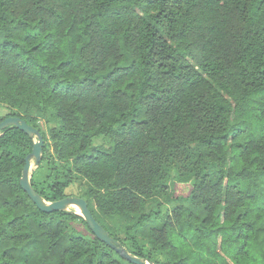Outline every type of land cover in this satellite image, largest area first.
Returning <instances> with one entry per match:
<instances>
[{
	"label": "trees",
	"instance_id": "1",
	"mask_svg": "<svg viewBox=\"0 0 264 264\" xmlns=\"http://www.w3.org/2000/svg\"><path fill=\"white\" fill-rule=\"evenodd\" d=\"M0 105L42 136L34 191L77 185L129 254L264 264V0H0ZM32 145L0 132V264H131L30 200Z\"/></svg>",
	"mask_w": 264,
	"mask_h": 264
},
{
	"label": "water",
	"instance_id": "2",
	"mask_svg": "<svg viewBox=\"0 0 264 264\" xmlns=\"http://www.w3.org/2000/svg\"><path fill=\"white\" fill-rule=\"evenodd\" d=\"M10 126L16 127L33 140L31 153L24 159V166L19 179V185L41 212L50 214L52 212H66L69 211L70 208H77L78 214H76L85 221L87 227L95 238L115 251L122 259L131 264H158L129 254L125 248L113 240L107 231L95 220L88 209L86 202L82 198L66 196L58 201L45 202L41 196L34 191L30 184L31 173L39 166L41 161L43 147L42 136L37 129L29 126L25 121L18 117H8L0 121V132Z\"/></svg>",
	"mask_w": 264,
	"mask_h": 264
},
{
	"label": "rangeland",
	"instance_id": "3",
	"mask_svg": "<svg viewBox=\"0 0 264 264\" xmlns=\"http://www.w3.org/2000/svg\"><path fill=\"white\" fill-rule=\"evenodd\" d=\"M8 114H9V110L6 107L0 105V118L5 117ZM40 127H41L42 131H46V126L44 125L43 121L40 122ZM191 188H192L191 182H174V184H173L172 179L170 177L168 185H167V191L165 192L161 188H160V190H158L159 193H158V195H156L155 201H152V203H150L151 206L149 207L147 212L156 211V209H157L156 204L157 203L164 205L165 201H166L165 198L168 197L170 194H172L173 197L186 196L190 192ZM78 194H79V189H78L77 185H72L66 190V195H68V196L77 197ZM169 207H170V205L165 206L164 211H166V209ZM70 209H73L75 211V213L78 214L77 208H70ZM102 223L105 226L109 227L110 229H113L115 227V223L110 221V220H107V219H103Z\"/></svg>",
	"mask_w": 264,
	"mask_h": 264
}]
</instances>
